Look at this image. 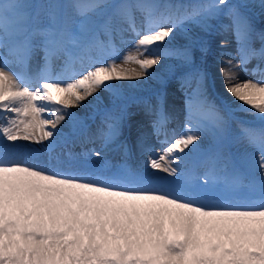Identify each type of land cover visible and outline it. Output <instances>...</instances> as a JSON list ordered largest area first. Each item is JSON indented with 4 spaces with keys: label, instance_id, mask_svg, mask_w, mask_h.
<instances>
[{
    "label": "snow or ice",
    "instance_id": "snow-or-ice-1",
    "mask_svg": "<svg viewBox=\"0 0 264 264\" xmlns=\"http://www.w3.org/2000/svg\"><path fill=\"white\" fill-rule=\"evenodd\" d=\"M242 7L230 0H0V264H264V33L261 48L252 47L254 30ZM259 7L264 11V0ZM220 15L231 21L240 57L235 65L224 54L225 90L259 121L238 122L233 139L255 155L238 163L212 153L197 161L202 137L222 138L228 126L206 95L202 72L195 76L197 107L190 99L183 131H172V139L164 97L144 103L161 147L140 132L143 168L113 165L95 148L65 150L74 141L59 126L67 119L75 133L82 123L71 108L100 104L101 92L115 103L124 87L115 82L155 78L149 70L162 57L191 63L190 35L183 49L161 45L169 37L171 44L177 30L188 35V24L208 31ZM114 35L132 45L123 55ZM37 50L44 63L32 73ZM56 60L63 63L54 75ZM253 60L260 63L249 68ZM130 63L139 69L124 66ZM237 67L260 78L240 80ZM128 116L124 107L105 112L95 137L102 149L119 140ZM18 142L43 145L47 159L19 158L27 145Z\"/></svg>",
    "mask_w": 264,
    "mask_h": 264
},
{
    "label": "bare ground",
    "instance_id": "bare-ground-1",
    "mask_svg": "<svg viewBox=\"0 0 264 264\" xmlns=\"http://www.w3.org/2000/svg\"><path fill=\"white\" fill-rule=\"evenodd\" d=\"M25 2H31V3H41V2H48V0H25ZM61 2H66V0H61ZM162 2H170L172 4H183V5H188V4H196V3H201V2H208V0H162ZM230 3H236L239 5H244L248 11L241 10L246 16H248L249 23L251 24L253 31V36H252V47L259 49L262 46L261 40L259 38L260 33H264V11L261 10L259 7L260 0H230ZM183 12V9H181V13ZM138 15V22L140 21L139 14ZM228 19L224 15H220L218 18L213 19L209 21L210 28L208 31H202L200 28L196 27L193 24H188L187 27L191 29L190 33L188 35L185 34V32L177 30L176 32L173 33L175 36L174 41L169 44V40L172 39V37H169L163 42V45L161 46H167L172 49H177L182 47V49L186 46H189V35L191 37V53H192V61L196 62H203L202 68L203 69H209V66H216L219 67L218 70L214 71V73L211 75V78L206 82V92H217L218 96L222 97L224 100L230 103V105H234L237 100H235L226 90L224 86V79L222 77L221 69L227 67L226 64L222 65H216L215 64V55L217 54V51L213 48L211 49H205V43H207V40H216L215 36H223L224 38H229L228 35H232V28H231V21L227 23ZM212 22H217V24H212ZM225 26H228L227 28ZM231 31V32H229ZM126 38L131 40L132 38L130 35L126 34ZM101 39L106 40L107 38L102 36ZM114 43H116L117 47L121 49V55H123L124 50L123 48L126 47H132L131 43L121 45L119 41V37L114 35L113 37ZM236 40V39H232ZM208 41V42H209ZM213 44H220V43H213ZM222 45V44H221ZM196 51L197 55L193 52ZM224 57H226L224 55ZM234 57V55H232ZM141 58H146V57H141ZM227 58V57H226ZM116 59L117 63H121L120 57H114ZM177 57L175 55L170 54L168 58H161V64L155 66L154 68L150 69V72H155L158 75L155 78H148L144 80H139V81H132L134 84L139 85L138 87L134 88V90L131 91V94L135 96L136 100V106L138 107V110H134L131 116V121L130 124L126 127V129L123 130V134L119 137V140L116 141V143L111 144L108 146L107 149H103L104 152H112L116 156L117 159H123L127 160L130 159L132 160L133 158H137L140 162H142V153L140 151V148L137 144V138L140 134V132L146 131L149 133L150 129H145V126L143 124L145 122H149L150 117L146 116L143 110V105L145 102H151L152 98L157 97L159 94L154 93L152 90L153 89V84H155L156 81L160 82L164 79V77L167 75V72H169L174 64H177ZM44 61H43V52L37 50L33 59L31 60L30 63V68L29 71L31 72H37L40 70L42 67ZM62 60H56L53 65V72L54 75L60 73V69L62 66ZM257 63H260L257 60H253L248 67L252 68L255 67ZM172 65V66H171ZM125 67L129 69H139V66L137 65H124ZM242 67H237L236 72L239 76L240 80H257L260 78L259 75H251L249 73H246L242 71ZM34 72V73H35ZM206 75V74H205ZM180 75L178 74V77ZM183 83V80L181 81ZM214 84H217L218 86L222 87L220 90L218 89L215 90ZM153 85V86H152ZM152 90V91H151ZM216 93V94H217ZM124 94L123 89H120V97H122ZM165 95L167 94V91L164 93ZM100 96L103 97V100L100 104L98 105H93L90 107L85 108L84 106L81 107H74L71 108L70 111L77 113L78 117L80 120L82 119L81 109H84L85 111L88 109L90 111V116L91 114L93 116L98 115L104 117L105 112L103 111L104 106L108 105L112 100V96L109 93L101 92L99 93ZM94 98H90L89 100H86L83 102V104H90L91 100ZM157 100V99H154ZM228 105V106H230ZM136 107V108H137ZM193 110L196 109V106H192ZM165 109L167 111V114L169 116V122L167 125V129L169 130V136L170 139L172 138L171 133L174 131L176 134V130L179 127H183L185 123V118L187 115V111H185L182 107H178L177 105H173L171 102L166 101L165 102ZM232 109V108H231ZM233 110V109H232ZM88 113V112H87ZM85 120L88 123L85 124L86 126L84 128L78 127L75 133L73 130L68 127L69 121L66 119L58 128V130H63L64 133L66 134L67 137H69L71 140H74L73 145L76 146H81L85 149H91V148H97L99 145L101 146V141L99 139H96V133L97 129L102 126V118H97L94 121H90L89 117ZM228 126H230V123L228 121ZM179 135V134H177ZM92 138L94 142L90 143L88 142L89 138ZM214 136L212 134H209L208 136L205 134L202 137V141L200 142L202 145V151L200 154L197 156V161H202L206 156L209 154L214 153L213 151H210L209 148L212 146H216V141L213 140ZM155 138L149 136V143L155 144L156 147H161V145L156 144V141L154 140ZM132 142V143H131ZM22 144H26L27 148L29 149L27 142H18ZM245 144L238 145V149H241L242 156L245 154H252L255 155V149L245 147ZM75 146V147H76ZM127 147L128 149V155H124V147ZM70 148L68 147V150ZM222 156H227L223 155V152L219 153ZM18 156V155H17ZM19 157V156H18ZM94 157V156H93ZM230 157V156H229ZM21 158V157H19ZM232 158V157H231ZM233 159V158H232ZM100 160V159H99ZM102 161V160H100Z\"/></svg>",
    "mask_w": 264,
    "mask_h": 264
},
{
    "label": "rangeland",
    "instance_id": "rangeland-1",
    "mask_svg": "<svg viewBox=\"0 0 264 264\" xmlns=\"http://www.w3.org/2000/svg\"><path fill=\"white\" fill-rule=\"evenodd\" d=\"M241 10L248 11V9L242 7ZM248 18V16H247ZM230 20H227V23H229ZM212 24H217V22H212ZM231 32V31H229ZM232 35H228L229 38H224L223 36H215V41L214 40H207V43H205V49H211L213 48L217 51V54L215 55V64L216 65H222L221 63L222 60L227 59L224 57V54L231 53L234 55V61L233 63L235 65H239L240 57L237 53V40H232L236 39V35L234 31L231 32ZM209 41V42H208ZM213 43H220V44H213ZM222 44V45H221ZM163 47V46H162ZM131 47H126L123 48L124 52L130 49ZM179 49H182L179 48ZM196 55L197 52L193 51ZM127 65H136L134 63H130ZM203 62H196V61H191V63H185L181 59H177V64L171 65V69L169 72H167V75L164 77V79L160 82L156 81L155 84H153V92L159 94L158 96H163L164 97V102L169 101L173 105H177L178 107H182L185 111H187L189 100L191 99L192 106L197 107V100H198V94H197V82L195 79V76L197 73H204L206 82L211 78V75L214 73V71L218 70L219 67L216 66H209V69H203L202 68ZM138 66V65H137ZM243 71V70H242ZM178 74L180 75L178 77ZM247 80H251L246 78ZM183 80V83L181 81ZM115 83H120L123 84L124 87H122L124 94L122 97H119V100L116 101L115 103L113 100L106 106H104L103 111L106 112L107 110H115L119 107H124L127 110V113L129 114L128 119H126L125 124H124V129L130 124L131 121V116L134 110H138V107L136 106V98L131 94V91L134 90L136 87H129L128 85H136L132 81H123V82H115ZM215 90L218 91L222 87L218 86L217 84H214ZM151 90V91H152ZM167 91V94L165 95L164 93ZM213 91V92H206V95L210 101L215 103V105L219 108L221 115L224 116V118L229 121L230 126H227V131L225 132L224 136L222 138H216L214 136L213 140L216 141V146H212L209 148L210 151H213L214 153H220L223 152V155H227L228 157H232L233 160L237 161L238 163L242 160V151L241 149H238V145L245 144L244 146L247 148H252L247 145V143L244 142H237L236 140L233 139V136L238 132V122L240 121H245L251 125H259V121L256 119L254 115H249L248 113H245L243 111H240V102L236 101L234 105L228 104L226 100H224L222 97L218 96V93ZM157 96V97H158ZM157 97L152 98V101L150 103L155 104L157 100ZM230 105V106H228ZM137 107V108H136ZM233 110H232V109ZM84 111L81 113V116L84 117L85 119L80 120L82 123L79 126L80 128L85 127L84 125L87 124L88 122L85 121L89 114L90 111L81 109ZM88 112V113H87ZM145 126V129H150L149 131V136H151V128L148 126V122H145L143 124ZM184 127V126H183ZM183 127H179L176 132L177 134H180L183 131ZM210 134V133H209ZM209 134H206L207 136ZM153 138V137H152ZM173 138V137H172ZM155 140V139H154ZM74 141V140H73ZM47 143V142H45ZM29 149H23L20 152L16 153L21 159H27L30 163H40L41 161L47 159V153L44 152L43 150V145H35V144H30L27 142ZM73 145V143L69 144V150L76 154H80L84 152L85 148L81 146H76ZM158 148V147H157ZM32 149H38V151H32ZM97 151H101L105 157L112 162L113 165H119L122 163H127L129 166H131L134 169H139L143 168L145 166L147 156L142 155V162H140L137 158H133L132 160L127 159H117L112 152H104V150L101 148L99 145L97 148H95ZM68 150V149H65ZM134 160V161H133ZM90 162L93 164H101L103 161H100L98 158L91 156L90 157ZM156 175L159 176H166L165 173H156Z\"/></svg>",
    "mask_w": 264,
    "mask_h": 264
}]
</instances>
